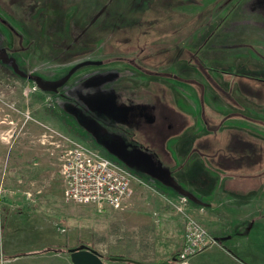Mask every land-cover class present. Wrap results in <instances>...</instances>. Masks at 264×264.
Wrapping results in <instances>:
<instances>
[{"label": "rangeland", "instance_id": "374dc122", "mask_svg": "<svg viewBox=\"0 0 264 264\" xmlns=\"http://www.w3.org/2000/svg\"><path fill=\"white\" fill-rule=\"evenodd\" d=\"M0 22V37L17 42L14 29L22 35L17 52L25 50V74L10 41L3 51L16 72L0 69V193L24 194L18 201L23 209L15 208L10 221L0 210V249L12 235L22 244L14 249L22 260L12 264H73L69 249L80 245L97 250L104 264H135L111 258L159 264L179 255L178 223L185 231L186 216L162 224L169 217L152 214L154 199L147 193L140 196L151 212L145 216L126 212V199L119 208L67 200L58 146L64 140L49 129L129 170L140 169L134 151L148 149V140L130 131L145 126L137 114L141 103L165 96L167 78L175 74L170 64L199 69L187 64L188 48L172 47L181 32L209 38L197 56L204 65L201 80L190 84L202 95L215 90L222 102L217 107L206 97L202 113L210 128L222 126L223 155L247 159L252 153L264 160L261 138L253 132L264 125V0H0ZM79 62L85 64L70 69ZM116 64L157 82V94L134 91L132 83L118 86L111 75ZM161 122L158 115L155 125ZM246 250L220 240L186 264H264V244Z\"/></svg>", "mask_w": 264, "mask_h": 264}, {"label": "crops", "instance_id": "0c3cea01", "mask_svg": "<svg viewBox=\"0 0 264 264\" xmlns=\"http://www.w3.org/2000/svg\"><path fill=\"white\" fill-rule=\"evenodd\" d=\"M184 24L180 31L186 28ZM181 33H184L182 39L177 45L173 42L172 47L179 46L182 51L188 48L191 59L187 64L199 69L188 71L178 62L170 64L169 69L175 74L167 78L169 90L167 89L165 96L154 97L141 103L140 112L137 114L145 126L141 129L133 128L130 133L136 138H147L148 149L138 148L134 151L139 153V158L142 159L140 169L136 170L129 166L132 173L126 166L133 175L132 189L125 198L126 212L136 213L138 216L151 214L144 208L146 200L140 198L147 193L148 197L154 199L155 209L152 214L156 213L161 219L169 217L164 219L162 224L166 222H170V225L175 224L174 219L178 216H182L183 219L187 215L193 216L218 241L222 240L224 244L229 242V247L247 253L246 248L264 244V160L253 158L252 153L247 159L223 155L222 126L210 128L202 113L206 97L217 107L221 101L216 100L215 90L208 88L202 95V92L190 84L201 80L199 73L203 72L204 65L197 56L199 51L205 48V41L209 38H205L204 34L199 35L190 31ZM0 39L5 41L8 48L10 41V49L18 53L20 48L15 47L18 42L11 41L10 35H3ZM199 40H201L199 44L192 45L193 41ZM18 55L25 67L22 59L25 57V50H21ZM114 70L111 75L118 86L132 83L131 88L134 91L141 90V93L147 94L152 90L157 94L156 81L153 84V80L139 77L123 64H116ZM185 71L188 72L186 76ZM127 72L133 78L132 81L126 79ZM209 78L210 76L206 74V79ZM216 83L213 87L219 89L220 85ZM214 105L212 106L216 109ZM158 115L162 122L155 125ZM263 126L253 128V132L257 135L259 133L261 144L257 145L264 155V132L261 131ZM157 142L159 145L155 146ZM238 144L241 149L246 146ZM8 182L14 184L12 178H9ZM10 189L13 190L12 187ZM23 198L24 194L19 192L0 193V210L4 211V216H9L6 217L9 221L17 211L15 208L23 209V204L18 202ZM137 205L142 206L141 209L137 210ZM178 225L180 226L178 242L182 245L184 224L180 221ZM12 236L13 240L0 249V257L4 264L22 260L21 256H18L20 254L14 250L19 247L18 244H22L14 240V235Z\"/></svg>", "mask_w": 264, "mask_h": 264}, {"label": "built area", "instance_id": "2783aa9c", "mask_svg": "<svg viewBox=\"0 0 264 264\" xmlns=\"http://www.w3.org/2000/svg\"><path fill=\"white\" fill-rule=\"evenodd\" d=\"M49 130L60 141L64 140L58 146L63 148L61 174L65 184V198L78 204L121 207L130 193L133 175L91 146L59 131ZM217 243V239L196 219L186 216L184 243L178 258L186 264L189 257Z\"/></svg>", "mask_w": 264, "mask_h": 264}, {"label": "water", "instance_id": "95a60500", "mask_svg": "<svg viewBox=\"0 0 264 264\" xmlns=\"http://www.w3.org/2000/svg\"><path fill=\"white\" fill-rule=\"evenodd\" d=\"M70 258L73 264H104L103 255L97 250L87 246L80 245L69 249ZM112 260H127L135 264H144L142 262L133 259H123V258H111ZM159 264H185L173 260H165Z\"/></svg>", "mask_w": 264, "mask_h": 264}, {"label": "flooded vegetation", "instance_id": "af4514ba", "mask_svg": "<svg viewBox=\"0 0 264 264\" xmlns=\"http://www.w3.org/2000/svg\"><path fill=\"white\" fill-rule=\"evenodd\" d=\"M4 48L5 49H8V47L5 45V41H3V42H1V39H0V69H5V70H9V71H12V72H14L15 70L12 68V65H11V63H12V58L10 59V57L8 56V55H5V53H4ZM25 49H26V47H25ZM22 50H23V48H22ZM10 51H12V50H10ZM12 55V54H11ZM17 58H16V62L19 64V66L21 65L22 66V69H21V71H19L20 73H22V75L23 74H25V67H24V65L22 64V62H21V58L19 57V55L18 56H16ZM5 59V61H3ZM16 72V71H15ZM14 72V73H15ZM55 90H57V89H55ZM173 259H175V261H178V262H180V260H179V258H178V256L177 257H174V258H172L171 260H173Z\"/></svg>", "mask_w": 264, "mask_h": 264}, {"label": "trees", "instance_id": "16d2710c", "mask_svg": "<svg viewBox=\"0 0 264 264\" xmlns=\"http://www.w3.org/2000/svg\"><path fill=\"white\" fill-rule=\"evenodd\" d=\"M0 34H2V32H3V26L1 25V22H0ZM12 28V27H11ZM13 31L12 32H14L13 34H15L17 37H18V45L17 46H15L16 48L18 47V46H20V40L22 39V35L21 34H19L17 31H15L14 29H12ZM13 49H15V48H13ZM12 50V49H11ZM17 63V62H16ZM82 64H85V62H79V63H75L74 65H72V67H70V69H75V68H77V67H79V66H81ZM55 89V88H54Z\"/></svg>", "mask_w": 264, "mask_h": 264}]
</instances>
